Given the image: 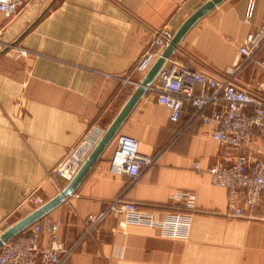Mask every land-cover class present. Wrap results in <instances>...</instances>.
Here are the masks:
<instances>
[{
    "label": "crops",
    "instance_id": "0c3cea01",
    "mask_svg": "<svg viewBox=\"0 0 264 264\" xmlns=\"http://www.w3.org/2000/svg\"><path fill=\"white\" fill-rule=\"evenodd\" d=\"M206 1L32 0L13 19L0 12V233L39 206L36 195L47 201L68 184L53 168L89 129L107 128L118 114L136 87L124 79L150 47L154 29L167 25L175 33ZM247 5L222 1L194 24L171 59L212 75L242 62L240 46L264 23V0L249 21ZM235 80L264 94V68L255 60L244 62ZM120 132L138 138L141 153L155 163L134 182L113 173L116 135L75 193L40 220L59 221L60 238L73 244L85 218L120 195L164 219L184 209L180 195L191 191L189 236L168 237L160 225L121 227L123 216L111 215L80 239L66 264H264V203L245 208V216L231 214L228 189L208 172L220 159L264 153V136L256 131L248 145L228 147L194 117L188 101L174 121L151 89Z\"/></svg>",
    "mask_w": 264,
    "mask_h": 264
},
{
    "label": "built area",
    "instance_id": "2783aa9c",
    "mask_svg": "<svg viewBox=\"0 0 264 264\" xmlns=\"http://www.w3.org/2000/svg\"><path fill=\"white\" fill-rule=\"evenodd\" d=\"M32 0H0V12L13 19ZM257 0H248L246 19L251 20ZM174 31L165 25L154 29L150 47L141 55L128 76L124 79L137 86L140 80L134 75H144L162 50L171 42ZM264 46V23L248 32L240 53L244 60L226 69L222 75H212L186 65L179 59H168L151 86L158 101L170 108V117L177 121L184 109L185 101L193 107L194 117L203 124L212 126V135L228 147L248 145L257 134L264 136V94L237 83L235 75L248 60H255L264 68V56L258 57ZM202 88L198 90V85ZM264 90V85L260 86ZM106 127L98 125L89 129L72 146L53 168V172L70 181L78 172L92 149L101 139ZM117 150L111 160L115 174H126L131 182L155 163V156L141 153L140 142L135 136L117 134ZM194 169H201L196 160ZM215 184L228 189V207L231 214L245 216V208L258 207L264 203V153H241L230 161L220 159L208 168ZM183 208L169 211L164 219L155 218L151 210L141 208L137 202L123 195L109 201L99 213L88 215L84 220L85 231L81 238L97 228L111 215H122L119 226L128 223L160 225L164 235L186 239L190 233L191 210L196 208V195L184 191ZM38 205L46 201L41 195L34 198ZM60 222L45 217L20 232L0 248V264H66L79 246L80 239L67 244L59 236ZM47 237V240H44Z\"/></svg>",
    "mask_w": 264,
    "mask_h": 264
},
{
    "label": "water",
    "instance_id": "95a60500",
    "mask_svg": "<svg viewBox=\"0 0 264 264\" xmlns=\"http://www.w3.org/2000/svg\"><path fill=\"white\" fill-rule=\"evenodd\" d=\"M224 0H207L200 7H198L193 13H191L187 19L181 24V26L174 33L171 42L162 50L161 54L154 61L150 69L143 75L134 91L122 106L118 114L112 120V122L106 128L103 136L92 149L78 172L68 182V184L54 197L45 201L26 216L14 222L2 233H0V248L3 244L9 241L11 238L29 228L32 224L48 215L62 203H64L68 197L75 193L79 185L86 178L92 167L98 161L102 153L106 150L112 140L115 138L121 127L129 117L133 109L138 105L143 96L151 88L152 84L156 80L159 71L166 64L169 58L176 52L179 44L187 34V32L196 24L203 16L215 8ZM17 41H14L11 46H15ZM8 45V47H11Z\"/></svg>",
    "mask_w": 264,
    "mask_h": 264
},
{
    "label": "rangeland",
    "instance_id": "374dc122",
    "mask_svg": "<svg viewBox=\"0 0 264 264\" xmlns=\"http://www.w3.org/2000/svg\"><path fill=\"white\" fill-rule=\"evenodd\" d=\"M27 8V7H26ZM14 220H15V217H14Z\"/></svg>",
    "mask_w": 264,
    "mask_h": 264
}]
</instances>
